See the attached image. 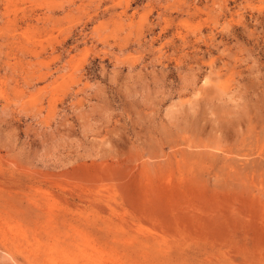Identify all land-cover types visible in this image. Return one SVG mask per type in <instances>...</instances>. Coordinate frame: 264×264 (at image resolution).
I'll return each mask as SVG.
<instances>
[{"label": "rangeland", "instance_id": "rangeland-1", "mask_svg": "<svg viewBox=\"0 0 264 264\" xmlns=\"http://www.w3.org/2000/svg\"><path fill=\"white\" fill-rule=\"evenodd\" d=\"M0 264H264V0H0Z\"/></svg>", "mask_w": 264, "mask_h": 264}]
</instances>
